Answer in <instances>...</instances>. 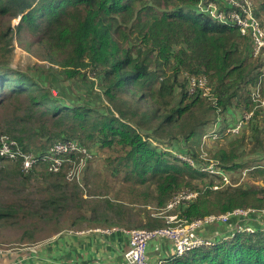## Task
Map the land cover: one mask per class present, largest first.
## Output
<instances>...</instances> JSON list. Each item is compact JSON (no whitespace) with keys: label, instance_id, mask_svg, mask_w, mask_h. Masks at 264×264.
I'll return each instance as SVG.
<instances>
[{"label":"trees","instance_id":"1","mask_svg":"<svg viewBox=\"0 0 264 264\" xmlns=\"http://www.w3.org/2000/svg\"><path fill=\"white\" fill-rule=\"evenodd\" d=\"M199 1L0 0V17L8 19L7 27L0 28V102L23 97L29 102L31 114L39 109V118L44 122L41 137H51L50 145H42L41 152L56 141L68 139L86 146L97 143L102 150L112 149L117 159H111L110 164L117 160L114 168L123 172L122 179L128 184L152 183L154 191L145 187L144 197L164 208L177 192L194 187V180L211 177L202 170L209 161L200 160L192 144L181 148L176 143L172 147L190 156L194 165L154 145L161 144L162 138L177 141L196 136L208 120L205 108L212 109L216 120V109L209 100L190 94L186 80L179 85L184 72L207 76L223 117L225 112L234 115V108L241 107L242 112L251 109V94L263 73L264 53L254 57L249 38L242 37L236 27L201 12ZM260 10H264V0ZM256 14L259 16L260 12ZM13 19H18V23L12 27ZM22 32L28 37L27 50L34 47L35 55L39 57L41 51V59L62 66L61 73L66 78L89 79L90 69L97 77L90 76L92 83L108 105L101 108L63 100L35 74L37 66L31 61L27 70L10 67L15 37L22 40ZM258 114L254 112L246 126L250 125L253 136L259 140L264 128L259 129ZM15 138L27 149L25 135ZM244 138L243 135L231 140L229 149L220 148L213 157L227 173L240 167L249 168L250 174L261 179L263 185L213 189L214 182L210 179L204 182V188L196 186V198L176 210L179 217L192 221L239 207L264 210V163L238 161L240 155L233 147L242 145ZM18 164L12 169L18 175L29 176L36 169L25 172ZM65 168L48 174L66 177ZM75 185L84 188L78 182ZM68 199L56 195L51 201ZM21 212H28L22 204H0V220ZM105 217L109 219L106 213L97 216L98 222ZM166 224L165 217L149 215L146 226ZM254 229L220 239L210 250L191 251L172 264H264V229Z\"/></svg>","mask_w":264,"mask_h":264},{"label":"rangeland","instance_id":"2","mask_svg":"<svg viewBox=\"0 0 264 264\" xmlns=\"http://www.w3.org/2000/svg\"><path fill=\"white\" fill-rule=\"evenodd\" d=\"M257 2L255 3L256 12H260V20L264 23V10H260L261 0ZM7 22V18L0 17V28L7 27ZM17 23L18 19H13L11 21V26L13 27ZM21 38L22 40L19 41L15 37V50L11 58L10 67L27 70L28 61H31L32 65L36 63L35 65L37 66L35 74H38L55 94L64 98L63 100L67 101L68 99L69 101H79L80 103H91L101 108L108 105V102L104 100L102 94L94 87L92 83L94 81L91 80L90 76L93 75V79H97V77L92 74L90 69L88 70L89 79L66 78L65 75L61 73L63 69L62 66L56 65L48 59H41V51L39 52V57L35 55L34 47H31V50H27L28 48L25 45L28 37L25 32H22ZM243 41L245 40L243 39ZM253 59L254 58L250 59V61ZM169 67L170 66H167L166 68L171 72L172 70ZM185 80L184 76L181 77L179 85L181 83H186ZM250 103L251 109H253L254 112H259L256 116V122H258L259 129H263L264 104L257 107L256 110L255 107L257 102L253 101L251 98ZM28 106V100L23 97H16L0 102V134L3 132H8L16 136H21L23 134L26 136V140L23 141L27 149L36 152L35 150H43L41 147L42 145H49L51 142L49 137H41L42 124H44V122L39 118V109L38 112L33 111L31 114ZM204 113L208 120H206L205 124L200 126L197 135L190 140L184 137H181L182 139L177 141L162 138L161 144L158 142L155 143L154 141V145H159L164 151L173 154L176 153L177 155L179 152L172 147L176 143L181 148H185L192 144V148L194 151L198 152L200 160L202 158L211 162V159L216 160L213 155L218 149H229L231 147V140L238 139L244 135V143L242 145L234 144L233 146L240 155L238 161L248 162L253 165L264 163V132L260 134L261 138L258 140L253 136L250 125L248 124L247 126L245 125L236 136L222 134L215 136V138L208 137L207 133L213 128L215 116L212 109L209 110V108H205ZM241 116L242 111L240 107L234 108V115L225 112L224 117L222 115L221 119L223 124L229 126L236 123ZM46 121L49 122V119L47 118ZM224 131L225 130H223L222 133H224ZM220 136L222 137L219 139L218 137ZM87 146L86 149H88L94 157L90 159L89 162H86L87 165L84 167L81 177L75 182L67 180L63 174H48L43 167L34 169V172L31 171L29 176L18 175L12 171L17 164L16 161H3V159H0V204L5 206L22 204L28 211L27 213L21 212L16 216L0 220V264H41L42 248L40 247L46 245L45 247L48 249V244L52 243L50 241H54L55 239L58 240L78 230L97 227L107 228L118 223H120L123 228H151L146 226V223L149 222V215L153 218H161V216L164 217V215L174 214L176 212L164 211L165 208H158L153 200L150 201L144 197L143 189L145 187L150 186L154 191V185L152 183H147L145 185L135 182L132 184L126 183L122 179L123 172H119L114 168L117 164V160H115L113 165L110 164L111 159H117V153L115 151L112 149L102 150L98 145L93 143H88ZM18 166H20V163ZM209 174L211 175V173ZM227 174L229 182L234 185L233 187L253 183L263 185L262 180L250 174L249 168L247 167L237 168L233 172ZM212 175L207 178L208 180L205 179V181L209 182V180L212 179L214 185H218L220 188L231 185L229 182L224 183V180L220 176L217 177ZM205 181H198L196 179L194 180V187H187L182 190L198 191L195 189L196 186L198 185L204 188L203 184ZM76 182L84 186V188L77 187L74 184ZM56 195H63V197L65 195L69 199L63 200L65 202H59L58 200L52 202L51 199ZM94 208L96 210H94ZM257 211V216L252 215L249 216L248 219H232V222L228 223V225L225 224L227 227H223L224 225H212L213 228L207 226L204 234L216 238L219 233L227 234V232L236 231L246 224H250L252 227H262L264 229V214H261L263 210ZM105 213L106 216H109V219L105 217L103 221L101 219L102 222H98L99 219L97 216L100 217ZM81 214L86 218H81ZM128 223L132 225L127 226ZM49 251L50 253L54 252V249H49ZM64 258L70 259L71 257L64 256Z\"/></svg>","mask_w":264,"mask_h":264},{"label":"built area","instance_id":"3","mask_svg":"<svg viewBox=\"0 0 264 264\" xmlns=\"http://www.w3.org/2000/svg\"><path fill=\"white\" fill-rule=\"evenodd\" d=\"M199 10L211 16L214 20L238 29L242 37H248L252 44L251 53L257 56L264 53V23L256 14L254 0H200L198 4ZM187 81V89L190 94L201 95V97L209 100L216 109V120L213 128L207 134L208 137L219 136L222 134L236 136L247 124L254 114L253 109H247L242 112L241 118L233 125L225 126L222 121L220 108L217 106V97L212 83L209 82L206 75H193L184 72ZM263 78V79H262ZM264 81V67L261 75V81L252 91L251 97L256 101V107L264 104L262 84ZM224 131V133H222ZM222 136L218 137L219 139ZM76 139L60 140L54 142L44 152H34L26 149L20 142L8 133L0 134V159L16 161L20 163L21 168L25 172H29L34 168L43 167L48 173H58L65 165L66 178L68 180L77 181L83 173L87 161L92 159L94 155L86 149ZM176 154V153H175ZM178 157L187 160L194 165V160L183 153L177 154ZM217 160L211 159V162L202 167L203 171L211 173L212 176L221 177L224 183L229 182L228 174L222 170ZM216 177V178H217ZM231 184V182H229ZM232 185V184H231ZM213 189L220 186L213 185ZM198 195V191L182 190L177 192L174 197L164 207V211H176L182 205L190 203ZM258 211L252 208H236L221 214H209L204 217L187 221L179 217V213L164 215L167 224L155 228H121L119 226L113 229L122 230L129 236V247L124 253V257L129 264H172V262L191 251L203 249L210 250L214 248L220 239H229L240 231L253 232L255 229L250 224H246L236 231L219 233L216 238L204 234L207 226H222L230 222L232 219L244 218L256 215ZM264 214V210L261 213ZM260 216V215H258ZM250 225V226H249ZM88 231L108 232L110 228H88ZM78 233L84 231H77ZM232 233V234H231ZM167 240L172 247V253L169 257L160 258L156 263H152L148 257V248L154 240Z\"/></svg>","mask_w":264,"mask_h":264},{"label":"crops","instance_id":"4","mask_svg":"<svg viewBox=\"0 0 264 264\" xmlns=\"http://www.w3.org/2000/svg\"><path fill=\"white\" fill-rule=\"evenodd\" d=\"M115 226L119 225L108 227L111 229L108 232L78 230L84 232H73L58 240L50 241L52 243L48 242V249L45 247L46 245L40 247L42 248L40 263L129 264L124 257V253L129 247V236L122 230L113 229ZM223 227H227V225ZM49 249H54V252L50 253ZM171 253V244L163 239L154 240L148 248V257L152 263H156L160 258L169 257ZM64 256L71 258L65 259Z\"/></svg>","mask_w":264,"mask_h":264},{"label":"bare ground","instance_id":"5","mask_svg":"<svg viewBox=\"0 0 264 264\" xmlns=\"http://www.w3.org/2000/svg\"><path fill=\"white\" fill-rule=\"evenodd\" d=\"M206 17V16H205ZM49 86V85H48ZM52 100V99H51ZM59 101V100H58ZM74 104V103H73ZM62 106V105H61ZM30 111V110H29ZM27 118H29V117H27ZM62 122V121H61ZM16 123V122H15ZM48 123V122H47ZM61 125V124H60ZM64 127V126H63ZM60 129V128H59ZM47 130V129H46ZM16 131H18V130H16ZM33 131V130H32ZM36 131V130H35ZM8 133V132H7ZM31 134V133H30ZM75 136V135H74ZM16 137V136H15ZM47 137V136H46ZM25 138V137H24ZM51 138V137H50ZM49 140V139H48ZM34 141V140H33ZM52 141V140H51ZM83 143V142H82ZM47 144V143H46ZM86 144V143H85ZM97 144V143H96ZM50 145V144H49ZM39 147V146H38ZM41 152V151H40ZM109 155V154H108ZM4 161V160H3ZM89 162V161H88ZM18 163V162H17ZM14 167V166H13ZM90 167V166H89ZM42 171V170H41ZM15 172V171H14ZM33 172H34V170H33ZM65 175V174H64ZM29 179V178H28ZM8 181V180H7ZM11 182H12V180H11ZM26 182V181H25ZM60 184V183H59ZM75 184V183H74ZM67 186V185H66ZM39 189V188H38ZM127 189V188H126ZM45 191V190H44ZM53 191V190H52ZM59 191V190H58ZM126 193V192H125ZM57 194V193H56ZM122 194V193H121ZM146 194V193H145ZM107 195V194H106ZM65 196V195H64ZM66 197V196H65ZM139 198V197H138ZM32 200H33V198H32ZM45 201V200H44ZM48 202V201H47ZM42 203V202H41ZM51 204V203H50ZM29 205V204H28ZM53 205V204H52ZM36 207V206H35ZM109 207V206H108ZM68 208V207H67ZM15 209V208H14ZM38 209V208H37ZM40 209V208H39ZM36 210V209H35ZM43 210V209H42ZM96 210V209H95ZM71 211V210H70ZM16 212V211H15ZM13 213V212H12ZM67 213V212H66ZM41 215V214H40ZM82 215V214H81ZM61 218V217H60ZM53 219H55V218H53ZM77 219V218H76ZM85 219V218H84ZM83 219V220H84ZM46 220V219H45ZM58 222V221H57ZM102 222V221H101ZM18 223V222H17ZM53 223V222H52ZM77 223V222H76ZM75 223V224H76ZM24 224V223H23ZM22 225V224H21ZM98 225V224H97ZM110 225H111V223H110ZM20 226V225H19ZM55 232V231H54ZM34 236V235H33ZM43 236V235H42ZM49 236V235H48ZM20 238V237H19ZM24 238V237H23ZM40 240V239H39ZM95 242V241H94ZM106 243V242H105ZM37 247V246H36ZM108 247V246H107ZM100 257V256H99Z\"/></svg>","mask_w":264,"mask_h":264}]
</instances>
